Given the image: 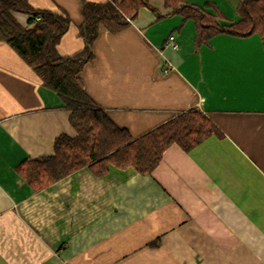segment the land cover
I'll use <instances>...</instances> for the list:
<instances>
[{"label": "crops", "instance_id": "0c3cea01", "mask_svg": "<svg viewBox=\"0 0 264 264\" xmlns=\"http://www.w3.org/2000/svg\"><path fill=\"white\" fill-rule=\"evenodd\" d=\"M82 1L28 0L70 17L60 55L86 45ZM185 1L219 23L240 17L241 0ZM150 5L124 26L99 25L80 86L135 138L192 108L221 134L188 151L172 144L148 174L85 166L35 190L18 165L77 132L57 93L0 40V264H264L263 40L221 32L197 44L194 18Z\"/></svg>", "mask_w": 264, "mask_h": 264}, {"label": "trees", "instance_id": "16d2710c", "mask_svg": "<svg viewBox=\"0 0 264 264\" xmlns=\"http://www.w3.org/2000/svg\"><path fill=\"white\" fill-rule=\"evenodd\" d=\"M164 1L174 12L195 19L197 44L208 42L221 32L237 36L258 33L264 43V0H241L239 20L232 23H219L217 16L185 0ZM142 6L151 7L150 0H83L81 9L85 22L80 33L86 45L73 55L63 56L57 44L69 28L67 14L35 9L28 0H0V40L6 41L33 67L45 87L57 93L63 107L70 111V122L77 132L74 137L58 136L54 155L28 158L18 165L20 174L35 190L85 166L97 175L106 174L109 164L121 169L132 167L140 174H148L159 165L172 144L188 151L211 135L221 134L206 114L192 108L135 138L127 128L115 124L80 86L79 73L93 58L92 44L99 25L124 26L128 24L127 18L138 16ZM15 11L30 15L28 25L19 22Z\"/></svg>", "mask_w": 264, "mask_h": 264}, {"label": "built area", "instance_id": "2783aa9c", "mask_svg": "<svg viewBox=\"0 0 264 264\" xmlns=\"http://www.w3.org/2000/svg\"><path fill=\"white\" fill-rule=\"evenodd\" d=\"M127 20L128 21H131V19L130 18H127ZM170 44H171V46H173V47H176L177 45H176V42H175V38H174V36H170V42H169Z\"/></svg>", "mask_w": 264, "mask_h": 264}]
</instances>
